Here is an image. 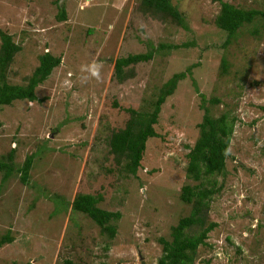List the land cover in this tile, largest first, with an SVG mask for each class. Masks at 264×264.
<instances>
[{"label":"rangeland","instance_id":"rangeland-1","mask_svg":"<svg viewBox=\"0 0 264 264\" xmlns=\"http://www.w3.org/2000/svg\"><path fill=\"white\" fill-rule=\"evenodd\" d=\"M55 1L0 0V31L19 48L6 82L24 85L44 52L60 60L34 89L38 102L0 107V161L12 150L19 168L33 155L25 185L15 171L0 181V237L13 239L0 247V264H156L158 238L169 240L190 210L179 194L198 184L184 175L185 154L205 108L234 122L223 174L201 180L214 191L206 215L215 227L193 264H264V19L241 26L224 47L225 33L213 23L219 2L264 11V1L169 0L185 30L141 0H62L64 21L55 19ZM147 41L154 49L189 45L123 68L128 75L117 82L114 61L146 52ZM93 61L102 64L100 81L82 70ZM194 63L161 104L157 136L128 174L124 161L113 160L109 136L124 128L126 109L151 112L161 86ZM77 194L98 195L99 209L119 213L113 238L70 209Z\"/></svg>","mask_w":264,"mask_h":264},{"label":"trees","instance_id":"trees-1","mask_svg":"<svg viewBox=\"0 0 264 264\" xmlns=\"http://www.w3.org/2000/svg\"><path fill=\"white\" fill-rule=\"evenodd\" d=\"M141 4L150 13L161 17H169L181 29H187L184 18L170 4L169 0H141ZM256 18L264 19V11L242 10L234 8L227 3L219 2V12L214 17L213 23L218 30L225 33L222 46L224 47L230 43L241 26L250 24ZM55 19L57 21L65 20V13L62 8H57ZM188 45L187 43L174 46L158 45L154 49L151 43L147 41L145 44L148 48L146 52L127 55L114 61L113 77L117 82H121L128 75V73H124L123 68L137 63L148 62L152 55L160 50L177 49ZM18 50V46L12 43L10 36L0 31V107H6L15 101L22 100L28 104H32L35 101L38 102L34 89L60 63L59 58L44 52L38 56V65L25 80L26 83L24 85L9 84L5 80L6 69L13 55ZM197 66L198 64L194 63L183 72L173 74L158 91L151 112L140 113L132 109L125 110L129 114L128 121L123 129L111 133L107 143L110 153L113 155V160L116 163H119L120 160L124 161V164H122L123 169L128 174L135 175L143 158L147 139L157 136L152 126L156 124V117L161 104L166 97L172 94L177 82L189 76L191 68ZM219 68L221 73L225 72L226 66L223 60L220 61ZM200 98L203 101V97L200 96ZM210 103H216V100H210ZM233 122V119L228 121L224 114L217 118H212L206 108L203 110L201 121L197 124L198 136L193 146L185 154L186 167L184 175L188 179L195 182L198 181V184L181 187L179 198L183 203L190 205V210L187 216L180 218L174 226L170 227L169 240L158 238L160 255L156 264H193L196 249L199 246H206L207 235L215 227V223L207 221L206 215L210 198L214 191L212 188L203 187L201 180L213 174H223L225 160L229 155L227 146ZM7 161H0L1 183L5 182L15 171L19 173L20 182L25 185L32 165L33 155L25 157L22 165L19 168H15L12 162V150H10L7 154ZM99 200L100 197L98 195L77 194L69 203V207L73 212L85 215L98 227L100 232L106 233L110 238H113L115 230L111 222L117 221L120 215L118 212L112 213L99 209L96 206ZM192 227H196L198 232L194 235H189L187 231ZM12 241L13 239L6 232L0 237V247L5 244L9 245ZM64 264L73 263L67 260Z\"/></svg>","mask_w":264,"mask_h":264},{"label":"clouds","instance_id":"clouds-1","mask_svg":"<svg viewBox=\"0 0 264 264\" xmlns=\"http://www.w3.org/2000/svg\"><path fill=\"white\" fill-rule=\"evenodd\" d=\"M58 2H59V0H57V5L59 7L61 2L60 3H58ZM101 69H102V64H100L96 61H93L92 64L86 66L82 70L88 72L92 78H95L97 81H100Z\"/></svg>","mask_w":264,"mask_h":264},{"label":"water","instance_id":"water-1","mask_svg":"<svg viewBox=\"0 0 264 264\" xmlns=\"http://www.w3.org/2000/svg\"><path fill=\"white\" fill-rule=\"evenodd\" d=\"M62 0H59V2L58 3H60ZM140 264H144L142 261H141V263Z\"/></svg>","mask_w":264,"mask_h":264}]
</instances>
